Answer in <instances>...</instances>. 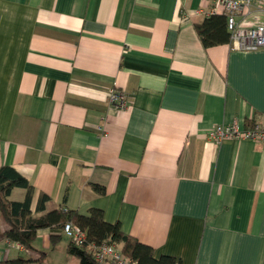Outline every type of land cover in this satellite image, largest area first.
I'll return each instance as SVG.
<instances>
[{"label": "crops", "instance_id": "1", "mask_svg": "<svg viewBox=\"0 0 264 264\" xmlns=\"http://www.w3.org/2000/svg\"><path fill=\"white\" fill-rule=\"evenodd\" d=\"M209 5L0 0V166L32 184V211L45 193V211L99 207L155 257L264 264V141L206 135L264 125V48L204 46L195 10ZM251 17L264 22V0Z\"/></svg>", "mask_w": 264, "mask_h": 264}, {"label": "trees", "instance_id": "2", "mask_svg": "<svg viewBox=\"0 0 264 264\" xmlns=\"http://www.w3.org/2000/svg\"><path fill=\"white\" fill-rule=\"evenodd\" d=\"M194 27L204 46L228 42L229 33L224 14H209L201 22L195 23ZM249 126H252V122ZM14 187L25 189L22 200L8 199ZM93 187L97 192L103 191V188L97 184H93ZM33 190L32 184L12 166H0V240L10 241L13 247L19 244L25 251H28L27 256L18 255L9 258L7 255L4 259H0V264H35V260L40 261L44 252L33 245L37 230L48 229L50 244L55 246L64 235L62 230L66 223L79 227L85 234L81 244H76L64 235L67 238V253L75 256L81 264H97L88 247L90 244L98 245L103 242L119 246L121 252L135 264H180L179 260L170 255L155 257L150 245L124 233L118 221L105 220L103 210L99 207H91L87 213H80L76 209L65 207L45 211V203L49 200V196L40 193L34 211H32L30 204ZM34 212L42 213L35 215ZM1 222L5 228L1 227ZM29 251H37L39 256L34 258Z\"/></svg>", "mask_w": 264, "mask_h": 264}, {"label": "built area", "instance_id": "3", "mask_svg": "<svg viewBox=\"0 0 264 264\" xmlns=\"http://www.w3.org/2000/svg\"><path fill=\"white\" fill-rule=\"evenodd\" d=\"M210 3L208 10L199 7L195 12L206 15L216 13L224 14L226 18V28L229 33L228 45L232 49L256 50L264 48V22L251 19L253 0H207ZM126 95L116 89L111 88L108 93L109 102L115 107L126 106ZM207 139L215 144L221 143L225 139H251L264 141V125L254 124L240 128L237 124H216L207 131ZM67 238H71L76 244H81L85 238L83 230L79 227L66 223L62 230ZM0 259H4L12 246L6 240L0 243ZM16 248H22L19 244ZM88 250L92 252L97 264L108 262L110 264H135L133 260L125 256L119 246L103 242L95 245L90 244Z\"/></svg>", "mask_w": 264, "mask_h": 264}, {"label": "rangeland", "instance_id": "4", "mask_svg": "<svg viewBox=\"0 0 264 264\" xmlns=\"http://www.w3.org/2000/svg\"><path fill=\"white\" fill-rule=\"evenodd\" d=\"M1 224H3V222H1ZM4 241V239L0 240V243H3L2 246H5ZM66 241L67 238L63 235V237L57 242L55 246L50 244L49 247H45L41 239L35 238L33 245H35L36 249L44 252L43 258L40 261L35 260V264H69L70 254H68L64 248ZM62 245L63 247H61ZM18 255L27 256L28 254L24 250H18L13 246L10 247L8 252L9 258H14Z\"/></svg>", "mask_w": 264, "mask_h": 264}]
</instances>
